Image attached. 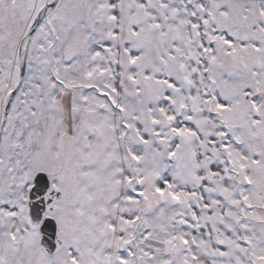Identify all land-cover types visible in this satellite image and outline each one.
Wrapping results in <instances>:
<instances>
[{"label":"snow or ice","instance_id":"snow-or-ice-1","mask_svg":"<svg viewBox=\"0 0 264 264\" xmlns=\"http://www.w3.org/2000/svg\"><path fill=\"white\" fill-rule=\"evenodd\" d=\"M0 264H264V0H0Z\"/></svg>","mask_w":264,"mask_h":264}]
</instances>
